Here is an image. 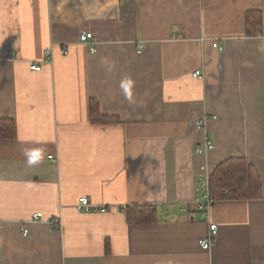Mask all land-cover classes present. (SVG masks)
Returning <instances> with one entry per match:
<instances>
[{
    "label": "crops",
    "instance_id": "0c3cea01",
    "mask_svg": "<svg viewBox=\"0 0 264 264\" xmlns=\"http://www.w3.org/2000/svg\"><path fill=\"white\" fill-rule=\"evenodd\" d=\"M257 32L264 0H0V120L16 125L0 140V264H264ZM207 138L214 150L197 154ZM232 159L261 197L217 201L202 220L199 179ZM81 198L109 212L77 214ZM147 207L155 221L129 220Z\"/></svg>",
    "mask_w": 264,
    "mask_h": 264
},
{
    "label": "trees",
    "instance_id": "16d2710c",
    "mask_svg": "<svg viewBox=\"0 0 264 264\" xmlns=\"http://www.w3.org/2000/svg\"><path fill=\"white\" fill-rule=\"evenodd\" d=\"M93 122H103L96 102L91 105ZM16 139V125L12 120H0V140L13 141ZM210 193L216 201L248 200L261 197V179L257 172L245 159H232L210 173ZM129 220L138 223H150L156 219L153 208L127 209Z\"/></svg>",
    "mask_w": 264,
    "mask_h": 264
},
{
    "label": "built area",
    "instance_id": "2783aa9c",
    "mask_svg": "<svg viewBox=\"0 0 264 264\" xmlns=\"http://www.w3.org/2000/svg\"><path fill=\"white\" fill-rule=\"evenodd\" d=\"M258 36H264L263 32H257ZM80 42L81 44L85 45L87 48L90 49V53L94 54L96 52V44L94 41V36L92 33H84L80 36ZM212 47L214 49L219 50V52H223L224 46L223 44L215 41L212 43ZM64 55H67V50H63L62 52ZM50 52H46V57L49 58ZM43 65L40 64H34L31 66V69L33 71H41ZM194 78H200L201 72H195L193 74ZM206 123V119H201L196 122V126L198 128H204ZM215 145L212 141H209V139H206L205 145L200 147L196 150L197 154H204V153H210L212 150H214ZM49 160L55 163L57 160L55 157L50 156ZM199 185H198V192L199 195L197 196V204L199 206V211H201L200 217L202 220H205L208 216L209 211L212 209L214 204L217 202L215 199L212 198L210 193V174L205 170L204 174L199 179ZM75 210L77 214H91V213H107L109 212L108 208L104 207H97L91 203V201L88 198H81L77 206L75 207ZM41 218V215L36 214L34 215V220H39ZM49 223H51L53 226H58L60 224L59 220H47ZM24 236H27L29 231L28 228L24 227L22 228ZM219 227L216 224H210L209 234L206 238L202 239L199 244L200 247L203 250L209 251L212 249V247L215 245V242L217 240L216 237H218Z\"/></svg>",
    "mask_w": 264,
    "mask_h": 264
},
{
    "label": "clouds",
    "instance_id": "9594fccd",
    "mask_svg": "<svg viewBox=\"0 0 264 264\" xmlns=\"http://www.w3.org/2000/svg\"><path fill=\"white\" fill-rule=\"evenodd\" d=\"M122 87L124 89V93H125V96L128 98V99H131V81H125L122 83Z\"/></svg>",
    "mask_w": 264,
    "mask_h": 264
}]
</instances>
